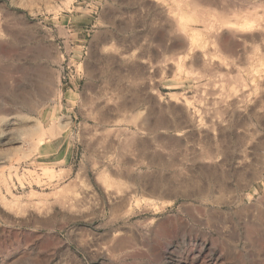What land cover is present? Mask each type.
Instances as JSON below:
<instances>
[{"label":"rangeland","instance_id":"rangeland-1","mask_svg":"<svg viewBox=\"0 0 264 264\" xmlns=\"http://www.w3.org/2000/svg\"><path fill=\"white\" fill-rule=\"evenodd\" d=\"M0 264H264V0H0Z\"/></svg>","mask_w":264,"mask_h":264},{"label":"bare ground","instance_id":"bare-ground-1","mask_svg":"<svg viewBox=\"0 0 264 264\" xmlns=\"http://www.w3.org/2000/svg\"><path fill=\"white\" fill-rule=\"evenodd\" d=\"M175 18L177 20V24H178L179 29H181L182 30L181 32H183L185 34L184 36H186L187 38H190L193 41L196 38H198V35H199L198 31L194 30L193 28H190L189 25H188L189 24V21L193 20V18H194V15L193 14H190V13H187V12L182 11V12H180V14H178V13L175 14ZM248 19H247V21H245L243 23H239V25H241V26L246 25V28L247 29L245 28L244 29V32L247 31L251 25H252V27H254V25L256 27V25H257V24H255V22H256L255 19H251V18L249 20ZM225 22H227V21H225ZM236 23H238V22H236ZM229 25H231V24L229 23ZM239 25H238V27H239ZM235 26H236V24H235ZM238 27H236V28H238ZM244 27H241V28L243 29ZM238 31H239V29H238ZM240 31H243V30H240ZM193 44H195V43H193ZM256 70L259 71V72L262 71V70H260V68H258Z\"/></svg>","mask_w":264,"mask_h":264}]
</instances>
